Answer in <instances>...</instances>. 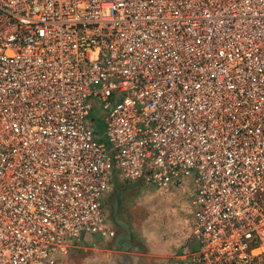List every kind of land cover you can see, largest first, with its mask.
<instances>
[{
  "label": "built area",
  "instance_id": "obj_1",
  "mask_svg": "<svg viewBox=\"0 0 264 264\" xmlns=\"http://www.w3.org/2000/svg\"><path fill=\"white\" fill-rule=\"evenodd\" d=\"M113 176L190 182L192 264H264V0H0V264L113 238Z\"/></svg>",
  "mask_w": 264,
  "mask_h": 264
},
{
  "label": "rangeland",
  "instance_id": "obj_2",
  "mask_svg": "<svg viewBox=\"0 0 264 264\" xmlns=\"http://www.w3.org/2000/svg\"><path fill=\"white\" fill-rule=\"evenodd\" d=\"M102 120L103 114L96 106L92 107L86 117V121L92 128L95 141L102 143L107 148L108 143L104 135L105 129ZM178 190L180 191L170 198V196H162L163 191L142 183H125L123 187V185L115 182L112 186L111 195L102 203L103 211L107 219L113 213L112 209L116 204L119 208L120 215L123 216L133 230L132 235L135 242L146 244L149 240L153 239L165 240L164 230L162 231L164 226L162 223L169 221L168 216L170 210L177 211L180 209L179 206L182 205L183 200L184 205H188V199L192 193L190 182L186 181ZM146 220H154L156 223H160L156 230L157 236L151 238L150 236L140 237L137 235V228H143L148 233L151 228L155 227L154 224L145 222ZM82 239L85 240L86 244L80 243V246L76 245L77 248L59 260L57 264H102L103 256L99 252L100 244L98 245L100 242H96L98 238L94 235L84 234ZM92 243H95V246H91ZM93 247L94 249H92Z\"/></svg>",
  "mask_w": 264,
  "mask_h": 264
},
{
  "label": "crops",
  "instance_id": "obj_3",
  "mask_svg": "<svg viewBox=\"0 0 264 264\" xmlns=\"http://www.w3.org/2000/svg\"><path fill=\"white\" fill-rule=\"evenodd\" d=\"M117 182L121 185H125L124 182L119 181L116 176H113L110 181V191L101 198V210L103 214V219L114 229L115 235L110 239H99L96 240L99 247V252L103 256V261L109 260L112 256H121L119 258L120 264H192L190 261V255L196 249V244L190 234V206L188 199V207L183 203L177 211L170 210L167 223L163 224L165 240H149L146 244L141 242H135L133 240L132 229L123 216L120 215L118 206L115 204L113 206L111 216L106 219V215L103 211L104 200L111 195L112 186ZM133 183V182H130ZM135 183V182H134ZM140 183V182H138ZM179 187L170 188L163 191L162 196L175 195L180 190ZM111 217L113 219H111ZM148 224H154V228L150 231L145 232L143 228H137V235L140 237H155L157 226L160 223H156L154 220H146ZM150 232V233H149ZM84 239H81L76 243L80 246V243L84 244ZM117 241V244H115ZM88 243V242H87ZM95 243H92L93 246ZM103 246L101 247V245ZM95 246V245H94ZM94 249V247L92 248ZM120 249V250H119Z\"/></svg>",
  "mask_w": 264,
  "mask_h": 264
},
{
  "label": "water",
  "instance_id": "obj_4",
  "mask_svg": "<svg viewBox=\"0 0 264 264\" xmlns=\"http://www.w3.org/2000/svg\"><path fill=\"white\" fill-rule=\"evenodd\" d=\"M115 244H117V241H115ZM119 258H121V256H119V255L118 256H112L106 262L103 261L102 264H120V262L118 260Z\"/></svg>",
  "mask_w": 264,
  "mask_h": 264
},
{
  "label": "trees",
  "instance_id": "obj_5",
  "mask_svg": "<svg viewBox=\"0 0 264 264\" xmlns=\"http://www.w3.org/2000/svg\"><path fill=\"white\" fill-rule=\"evenodd\" d=\"M83 242V241H82ZM84 244H86V242H83Z\"/></svg>",
  "mask_w": 264,
  "mask_h": 264
},
{
  "label": "flooded vegetation",
  "instance_id": "obj_6",
  "mask_svg": "<svg viewBox=\"0 0 264 264\" xmlns=\"http://www.w3.org/2000/svg\"><path fill=\"white\" fill-rule=\"evenodd\" d=\"M111 219H113V218L111 217Z\"/></svg>",
  "mask_w": 264,
  "mask_h": 264
}]
</instances>
